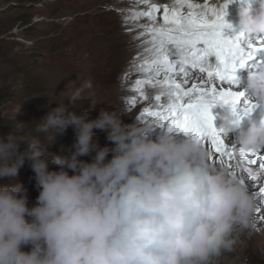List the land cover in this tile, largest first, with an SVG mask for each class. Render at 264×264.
Masks as SVG:
<instances>
[{
    "label": "clouds",
    "instance_id": "clouds-1",
    "mask_svg": "<svg viewBox=\"0 0 264 264\" xmlns=\"http://www.w3.org/2000/svg\"><path fill=\"white\" fill-rule=\"evenodd\" d=\"M233 4L234 32L264 36V0ZM238 90L258 107L250 115L220 108L221 134L234 135L239 154L264 151V65L239 79ZM94 96L85 80L65 100L71 110L55 101L36 122L43 141L17 120L26 101L0 113L11 122L0 136V178L9 181L0 184V264H221L243 247L255 212L247 187L191 136L167 128L153 136V124L125 123L106 107L91 118L77 102L95 107ZM69 128L66 155L49 159L48 146ZM25 162L38 190L31 206L27 188L13 182Z\"/></svg>",
    "mask_w": 264,
    "mask_h": 264
},
{
    "label": "rangeland",
    "instance_id": "rangeland-1",
    "mask_svg": "<svg viewBox=\"0 0 264 264\" xmlns=\"http://www.w3.org/2000/svg\"><path fill=\"white\" fill-rule=\"evenodd\" d=\"M151 1L166 0H147L148 6ZM116 6L110 0H0V83L10 92L4 107L6 111L26 101L17 117L18 121L27 123L26 135H38L43 141L44 135L35 132L36 122L57 106L55 101L67 100L72 89L85 80L92 82L93 100L98 105L95 108L88 100L77 103L81 110L90 112L91 118H95L99 108L109 109L112 101L122 99L123 109L119 112L125 123L140 124L138 119L142 117L141 124H155L146 110H155L158 102L152 86L145 83L147 79H155V74L148 76L150 62L155 57V52L150 51L155 46L153 28L131 22L130 15H123ZM91 27L98 32L92 39ZM144 74L147 76L142 77ZM191 74L185 87L194 83ZM237 75L245 78L247 73L243 75L241 70ZM109 87L111 91L105 92ZM143 92H147V99ZM65 105L70 110L73 108L67 101ZM6 121L9 126L11 122ZM159 130L154 129L153 136ZM96 131L99 143L105 144L104 133ZM72 140L73 132L69 128L56 136L45 154L49 159L52 153L66 155L61 149ZM24 147L21 143L20 150ZM32 176L25 162L13 181L27 188L29 206L38 195ZM8 182V178H0V184ZM252 223L251 231L243 237L244 246L226 254L221 264H264V233H258Z\"/></svg>",
    "mask_w": 264,
    "mask_h": 264
},
{
    "label": "snow or ice",
    "instance_id": "snow-or-ice-1",
    "mask_svg": "<svg viewBox=\"0 0 264 264\" xmlns=\"http://www.w3.org/2000/svg\"><path fill=\"white\" fill-rule=\"evenodd\" d=\"M177 3L180 7L163 8L162 23L152 29L155 57L150 62L148 76L155 74L157 79L155 83L152 79L145 83L152 86L158 103L154 105L155 110H146L147 115L155 120L154 129L167 128L193 137L204 147L206 143L210 145L209 160L221 166L227 161L229 174L245 185L243 172L237 176L232 171L235 157L226 145L221 129L215 125L217 113L213 110L229 107L250 115L258 107L238 90L237 73L264 65V36L242 38L234 32L225 19L231 0H225L218 9L206 10L198 9L191 0H177ZM184 5L188 9L186 12ZM159 11V6L153 3L151 11L144 15L151 18L152 13ZM190 70L193 76H197V72L200 74L198 83L185 88ZM161 74L163 80L159 79ZM142 95L148 98L147 92ZM213 153L217 154L215 160ZM250 155L258 157L251 163H258L264 172V153ZM253 187L249 185V188ZM254 194L264 200V186ZM255 212L264 219V207H256Z\"/></svg>",
    "mask_w": 264,
    "mask_h": 264
},
{
    "label": "bare ground",
    "instance_id": "bare-ground-1",
    "mask_svg": "<svg viewBox=\"0 0 264 264\" xmlns=\"http://www.w3.org/2000/svg\"><path fill=\"white\" fill-rule=\"evenodd\" d=\"M110 1H111V3H114V2L117 3L116 9H118L119 12H122L123 15L125 13H128L127 15H130V19L133 20L131 22H135V23H137L143 27L146 26L149 28H153L154 25L158 26L159 24L162 23V19L160 18V13L163 11V8L165 6H168L169 8L180 7V5L177 3V0H171V1L166 0L163 2L151 1L149 6L147 4V0H140L139 2H137L135 0H110ZM191 2H193L197 6L198 9L206 10V9H211V8H217L218 9L219 6H221L225 2V0H191ZM153 3H156L159 6L160 11L152 13L151 18H149L147 15H144V13L151 11V5ZM161 4H162V6H164L163 8L160 6ZM127 5H130V8L126 7ZM183 10L185 12L188 10L186 5L183 6ZM227 11H228V15L225 17V19L228 22H234L236 19L235 5L234 4L230 5L228 7ZM90 30H91V33H90L91 39L98 35V32L94 27H91ZM154 49H155V46H154V48H151L150 51L155 52ZM144 71H146V70H144ZM242 71H243V75H244V73L246 74L249 72V69H244ZM189 73H192V72L189 71ZM112 74L113 73H111V72L108 73L109 76H112ZM146 76H147L146 74L142 75V77H146ZM197 76H193L191 74L190 80L193 81L194 83H198ZM238 77L240 80L244 79V76L240 77L238 75ZM154 78L157 79V77L155 75H154ZM163 78H164L163 74H161V77H159V79L163 80ZM155 79H153V80H155ZM181 79H184V77L181 76ZM186 79L189 81L188 77H186ZM185 88H188V86ZM110 91H111L110 87H109V89L107 88L105 90V92H107V93H109ZM104 98H105V101L108 100L107 97H104ZM94 102L98 103V101H96V99ZM122 102H123L122 99L112 101L111 102L112 104L110 103L109 109H116V110L120 111L121 109H123ZM103 106H106V104ZM220 110L221 109L219 107H217L213 111H214V113H218ZM141 120H142V117L140 119H138V122L140 124H141ZM132 123H136V122H132ZM215 125L219 128L218 118H216V120H215ZM225 143L229 147V149L233 152L234 157H235V159L232 161V163L234 165V168L232 169V171H235L237 173V176H239L241 174V172H243L244 178L246 180L245 186L247 187L250 195L255 200V208L256 207H264V200L260 199V195L254 194V193H258L259 188L264 186V172H261V170L259 169L258 163L257 164L251 163L252 159H258V157L251 156L250 153L249 154H243V155L239 154L238 151L235 149V147H233V146H237L235 144V137L233 134L229 135V138L227 140H225ZM205 148L208 150V152L211 151V147L207 143L205 144ZM261 153H264V151H261ZM216 155L217 154L213 153V159L214 160H215ZM210 162L213 163V161H210ZM213 164H214V166H216L218 168L226 169L228 173L230 172V169L227 167V161L225 162V167H223L219 164H216V163H213ZM236 165H240V166L237 167ZM249 185H253L254 187L249 188ZM252 221L255 224L254 229L257 230L258 233H260L262 235L264 233V219L261 218L260 214L254 212Z\"/></svg>",
    "mask_w": 264,
    "mask_h": 264
},
{
    "label": "trees",
    "instance_id": "trees-1",
    "mask_svg": "<svg viewBox=\"0 0 264 264\" xmlns=\"http://www.w3.org/2000/svg\"><path fill=\"white\" fill-rule=\"evenodd\" d=\"M10 92L8 88L4 86V83H0V113L5 112V102L9 99ZM9 126L6 119H0V136L8 133Z\"/></svg>",
    "mask_w": 264,
    "mask_h": 264
}]
</instances>
